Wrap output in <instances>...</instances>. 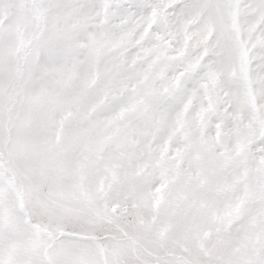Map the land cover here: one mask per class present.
Returning a JSON list of instances; mask_svg holds the SVG:
<instances>
[{
    "label": "snow or ice",
    "instance_id": "1",
    "mask_svg": "<svg viewBox=\"0 0 264 264\" xmlns=\"http://www.w3.org/2000/svg\"><path fill=\"white\" fill-rule=\"evenodd\" d=\"M0 264H264V0H0Z\"/></svg>",
    "mask_w": 264,
    "mask_h": 264
}]
</instances>
